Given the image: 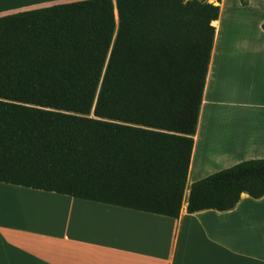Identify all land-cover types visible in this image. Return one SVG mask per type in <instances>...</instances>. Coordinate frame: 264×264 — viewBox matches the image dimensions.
Here are the masks:
<instances>
[{"label": "trees", "instance_id": "obj_1", "mask_svg": "<svg viewBox=\"0 0 264 264\" xmlns=\"http://www.w3.org/2000/svg\"><path fill=\"white\" fill-rule=\"evenodd\" d=\"M219 2L0 17V182L178 218ZM242 193L264 196V158L194 182L187 211H227Z\"/></svg>", "mask_w": 264, "mask_h": 264}, {"label": "crops", "instance_id": "obj_2", "mask_svg": "<svg viewBox=\"0 0 264 264\" xmlns=\"http://www.w3.org/2000/svg\"><path fill=\"white\" fill-rule=\"evenodd\" d=\"M77 1L0 0V17ZM243 1L217 3L179 217L0 182V264H264V196L187 211L194 182L264 158V0Z\"/></svg>", "mask_w": 264, "mask_h": 264}, {"label": "rangeland", "instance_id": "obj_3", "mask_svg": "<svg viewBox=\"0 0 264 264\" xmlns=\"http://www.w3.org/2000/svg\"><path fill=\"white\" fill-rule=\"evenodd\" d=\"M214 89V86L212 85V90Z\"/></svg>", "mask_w": 264, "mask_h": 264}]
</instances>
